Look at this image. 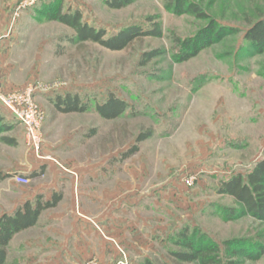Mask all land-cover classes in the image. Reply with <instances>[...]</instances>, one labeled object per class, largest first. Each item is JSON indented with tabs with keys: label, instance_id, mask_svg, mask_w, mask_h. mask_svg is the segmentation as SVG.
Here are the masks:
<instances>
[{
	"label": "rangeland",
	"instance_id": "rangeland-1",
	"mask_svg": "<svg viewBox=\"0 0 264 264\" xmlns=\"http://www.w3.org/2000/svg\"><path fill=\"white\" fill-rule=\"evenodd\" d=\"M185 1L206 17L178 12V0H133L122 9L110 8L106 0H55L62 12H78L83 23L106 37L128 26L148 32L158 25L160 36L139 37L123 51L70 42L75 36L70 28L37 14L52 0L27 5L22 14L26 70L3 76L24 83L17 91L35 89L45 116L44 160L26 148L22 126L0 112L13 127L0 135V173L12 177L18 163L33 156L39 163H54L61 173L81 176L87 194L100 197L116 190L124 231L115 258L103 264H143L146 259L175 264L168 253L182 250L174 243L184 229H198L219 245L242 238L264 247V222L248 215L225 219L223 209L242 206L216 191L222 180L245 176L264 160V51L256 53L244 39L250 26L264 19V0ZM212 22L235 33L177 62L180 42ZM110 94L126 107L120 117L105 120L95 107ZM65 95L78 96L88 110L57 112L56 99ZM135 145L138 151L123 160ZM95 209L87 202L89 215ZM231 261L264 264V254ZM91 263L101 264L95 259L85 264Z\"/></svg>",
	"mask_w": 264,
	"mask_h": 264
},
{
	"label": "crops",
	"instance_id": "crops-1",
	"mask_svg": "<svg viewBox=\"0 0 264 264\" xmlns=\"http://www.w3.org/2000/svg\"><path fill=\"white\" fill-rule=\"evenodd\" d=\"M18 1L0 0V89L3 92L24 86L21 80L10 82L3 76L26 70L23 63L28 57V37L22 18L25 9H18ZM0 108V112L13 119L1 104ZM20 165L15 170L26 174L31 184L23 186L12 180L9 173H1L7 176L0 179V216L23 211L25 204L33 209L38 203L44 205L54 198L58 201L41 210L32 227L11 238L4 264H85L90 259L103 264L113 260L115 246L122 242L124 231L116 190L104 191L102 197L87 194L90 191L81 184L84 182L81 176L61 173L54 163H39L33 156L29 162L25 158ZM87 202L95 205L94 215L88 214ZM127 225L131 226L129 222Z\"/></svg>",
	"mask_w": 264,
	"mask_h": 264
},
{
	"label": "trees",
	"instance_id": "trees-1",
	"mask_svg": "<svg viewBox=\"0 0 264 264\" xmlns=\"http://www.w3.org/2000/svg\"><path fill=\"white\" fill-rule=\"evenodd\" d=\"M51 3L43 4L37 9V14L41 19L60 22L74 32V37L70 42L78 43H95L110 51H123L131 42L142 36H160L158 25L151 31L144 32L141 27L128 26L120 30L116 35L107 36L102 30H95L82 22L78 12L69 14L62 12L61 4H56L55 0ZM133 0H106V4L112 9H122L130 5ZM178 12L190 13L199 18H204L200 14L198 6L192 3H187L185 0H178L176 6ZM235 33V29H230L223 26H216L214 22L210 23L203 30L199 31L192 38L180 42L179 53L176 56L177 62H186L188 59L195 57L205 47L219 42L222 38ZM251 50L256 53L264 51V19L258 20L250 26L244 36ZM153 55V54H152ZM55 109L59 113H83L88 110L86 104H82L78 96L65 95L56 99ZM126 104L115 98L112 94L109 95L105 103L95 107L96 113L105 120H113L125 111ZM18 122V121H17ZM13 129L12 125L5 122V117L0 115V135L9 132ZM151 134H141L136 139V144L147 139ZM2 142L11 145L13 141L8 138H1ZM138 151V145L133 146L130 150L122 155L125 160L129 156ZM7 175L0 173V179ZM218 195H227L242 208L238 211L233 209H223V217L225 219H234L240 215H248L254 220L264 222V160L254 164V167L246 173H238L227 180H222L217 188ZM58 199L54 198L52 202L40 205L31 209L29 204L23 206V211L17 210L13 215L4 214L0 216V264L5 263L7 254L8 242L17 234V232L32 227L37 221L41 210L56 205ZM174 243L182 250H176L168 253V256L175 264H236L231 261L232 258L240 257L241 255L251 260H256L264 254V247L259 243L252 244L246 239L226 240L221 245L207 238L198 229H184L177 235ZM143 264H152L146 259ZM167 264V263H164Z\"/></svg>",
	"mask_w": 264,
	"mask_h": 264
},
{
	"label": "built area",
	"instance_id": "built-area-1",
	"mask_svg": "<svg viewBox=\"0 0 264 264\" xmlns=\"http://www.w3.org/2000/svg\"><path fill=\"white\" fill-rule=\"evenodd\" d=\"M46 1L50 0H24L19 4L18 9H25L27 5ZM34 95L35 89L32 86L24 90H13L11 92H3L0 90V104L22 126L25 134V146L28 148V151L32 152L39 160H44L41 155V129L45 116L38 106ZM39 175L42 176V174ZM12 180L23 186H29L32 181L21 171L15 172L12 175Z\"/></svg>",
	"mask_w": 264,
	"mask_h": 264
}]
</instances>
